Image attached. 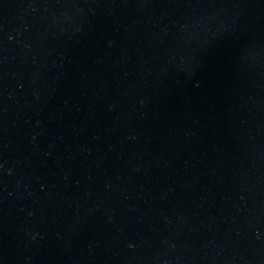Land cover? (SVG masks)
<instances>
[{"label":"water","instance_id":"1","mask_svg":"<svg viewBox=\"0 0 264 264\" xmlns=\"http://www.w3.org/2000/svg\"><path fill=\"white\" fill-rule=\"evenodd\" d=\"M0 264H264V0H0Z\"/></svg>","mask_w":264,"mask_h":264}]
</instances>
